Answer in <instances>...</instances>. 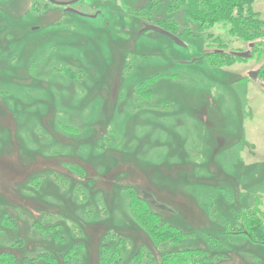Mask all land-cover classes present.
<instances>
[{
	"label": "rangeland",
	"instance_id": "rangeland-1",
	"mask_svg": "<svg viewBox=\"0 0 264 264\" xmlns=\"http://www.w3.org/2000/svg\"><path fill=\"white\" fill-rule=\"evenodd\" d=\"M170 1L73 5L94 18L49 0H0V206L19 220L0 248L16 235L24 253L65 264L73 248V264H100L121 240L131 260L143 245L155 264L184 250L186 264H264L244 215L264 221V88L247 78L264 45L250 59L215 55V39L226 51L250 42L182 12L186 47L141 32ZM253 8L264 30V0ZM138 187L172 210L161 220L180 228L178 244L155 245L134 221ZM39 220L59 224L61 239L34 232Z\"/></svg>",
	"mask_w": 264,
	"mask_h": 264
},
{
	"label": "trees",
	"instance_id": "trees-1",
	"mask_svg": "<svg viewBox=\"0 0 264 264\" xmlns=\"http://www.w3.org/2000/svg\"><path fill=\"white\" fill-rule=\"evenodd\" d=\"M58 1L67 2L71 0ZM255 1L256 0H172L168 5L167 15L154 24L180 36V24L176 15L182 12L185 21H194L203 29L212 28L217 24L228 25V32L232 36L245 39L247 42H252L264 38V30L262 28L263 21L253 8ZM142 9L143 8H140L139 10ZM214 41L216 44L211 48L227 49L220 38ZM260 45H264V43L260 42L255 46L253 51L254 54H259L258 48ZM213 54L220 57H234L228 54ZM261 71V76L264 78V65ZM75 168L78 169V167ZM135 191L133 190V194L130 196V212L134 221L142 228L148 239L155 245H163L165 243L175 245L184 239V234L180 231L179 227L161 220V215L169 212L155 208L144 199L142 193H139L140 191H136L138 194ZM13 213L6 207L0 206V233L18 228L19 220ZM244 215L245 218L248 219L247 222L251 228V231H249L252 235L251 237L257 242L264 244V221H256L258 220V212L252 210L244 213ZM32 230H34V232L51 235L55 241L60 240L62 237L61 227L57 223L45 227L39 220L33 222ZM14 237H16V239L11 244L10 248H0V264H59L58 257L45 250H39L36 253H24L20 242L22 240L21 236L15 235ZM111 240H113V238H111ZM120 243L115 249H110L107 247V244L105 245L106 247L101 249L102 256L100 264H144L142 263V257L147 256L142 247L143 245L141 248L138 247L139 249L134 255L135 258L131 260V258L127 259L129 256L126 257L124 255L125 246L123 247L124 244L122 245L121 240ZM67 250H69V252L67 251L68 254L64 255V253H62L61 258L63 261L65 260V264H73L70 257L75 254V251L73 248ZM189 252L192 251L166 252L161 258L162 264H186V259L188 258L186 254ZM147 258L148 262L146 264H155L151 256Z\"/></svg>",
	"mask_w": 264,
	"mask_h": 264
},
{
	"label": "water",
	"instance_id": "water-1",
	"mask_svg": "<svg viewBox=\"0 0 264 264\" xmlns=\"http://www.w3.org/2000/svg\"><path fill=\"white\" fill-rule=\"evenodd\" d=\"M51 3L53 4H56V5H60V6H65V11L66 12H71V13H74V14H77V15H80V16H83V17H94L96 18L98 16V14H86V13H83L77 9H75L73 7V5H75L76 3H78L80 0H71V1H67V2H64V1H58V0H49ZM146 31H155V32H158L160 34H163L169 38H171L172 40H174L179 46H182V47H186V43H184V41L178 36V35H175L167 30H165L164 28L160 27L159 25H155V24H152V23H145L141 29V32H146ZM260 42H263L264 43V38H260V39H257L255 41H252L248 44V49L245 50V51H226V50H222V49H214L212 52L213 53H216V54H225V52L228 54V55H231V56H234V57H240V58H244V59H250L252 58L253 56V51L255 49V46L260 43ZM197 61V58L193 59V62ZM264 65V59L262 61V63L260 64V66L257 68V69H254V70H250L248 72V77L255 81L257 84H259L262 88H264V81H261L260 80V77H259V73H260V70L261 68L263 67ZM139 191L140 193H142L144 199L149 203L151 204L152 206H154L155 208L157 209H160L162 211H165V212H171L172 210L158 202L155 197L144 191V190H141V188H139Z\"/></svg>",
	"mask_w": 264,
	"mask_h": 264
},
{
	"label": "flooded vegetation",
	"instance_id": "flooded-vegetation-1",
	"mask_svg": "<svg viewBox=\"0 0 264 264\" xmlns=\"http://www.w3.org/2000/svg\"><path fill=\"white\" fill-rule=\"evenodd\" d=\"M64 7V10H65V6H63ZM74 7V6H73ZM253 55H254V53H253ZM253 57V56H252ZM264 59V58H263ZM262 63V61L260 62V64ZM260 66V65H259ZM262 69V68H261ZM254 70V69H253ZM261 74H262V71L260 70V73H259V77H260V79H262L263 81H264V79L262 78V76H261ZM248 79H249V77H247ZM250 80V79H249Z\"/></svg>",
	"mask_w": 264,
	"mask_h": 264
},
{
	"label": "bare ground",
	"instance_id": "bare-ground-1",
	"mask_svg": "<svg viewBox=\"0 0 264 264\" xmlns=\"http://www.w3.org/2000/svg\"><path fill=\"white\" fill-rule=\"evenodd\" d=\"M254 211H255V209H254Z\"/></svg>",
	"mask_w": 264,
	"mask_h": 264
}]
</instances>
